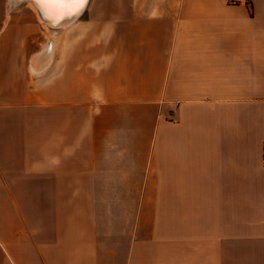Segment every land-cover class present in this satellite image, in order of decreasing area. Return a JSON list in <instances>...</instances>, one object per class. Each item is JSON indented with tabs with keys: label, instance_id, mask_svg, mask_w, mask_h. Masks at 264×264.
<instances>
[{
	"label": "crops",
	"instance_id": "crops-1",
	"mask_svg": "<svg viewBox=\"0 0 264 264\" xmlns=\"http://www.w3.org/2000/svg\"><path fill=\"white\" fill-rule=\"evenodd\" d=\"M263 146L264 0H0V264H264Z\"/></svg>",
	"mask_w": 264,
	"mask_h": 264
},
{
	"label": "bare ground",
	"instance_id": "bare-ground-1",
	"mask_svg": "<svg viewBox=\"0 0 264 264\" xmlns=\"http://www.w3.org/2000/svg\"><path fill=\"white\" fill-rule=\"evenodd\" d=\"M23 1H26L35 10L39 20L46 27L66 26L80 14L88 2L87 0V2L79 8L72 5L49 4L44 2V0H9V3L10 5H14Z\"/></svg>",
	"mask_w": 264,
	"mask_h": 264
},
{
	"label": "snow or ice",
	"instance_id": "snow-or-ice-1",
	"mask_svg": "<svg viewBox=\"0 0 264 264\" xmlns=\"http://www.w3.org/2000/svg\"><path fill=\"white\" fill-rule=\"evenodd\" d=\"M44 2L56 5H72L79 8L87 2V0H44Z\"/></svg>",
	"mask_w": 264,
	"mask_h": 264
},
{
	"label": "trees",
	"instance_id": "trees-1",
	"mask_svg": "<svg viewBox=\"0 0 264 264\" xmlns=\"http://www.w3.org/2000/svg\"><path fill=\"white\" fill-rule=\"evenodd\" d=\"M263 155H264V146H263Z\"/></svg>",
	"mask_w": 264,
	"mask_h": 264
},
{
	"label": "water",
	"instance_id": "water-1",
	"mask_svg": "<svg viewBox=\"0 0 264 264\" xmlns=\"http://www.w3.org/2000/svg\"><path fill=\"white\" fill-rule=\"evenodd\" d=\"M83 9H84V8H83ZM82 11H83V10H82ZM82 11H81V12H82ZM81 12H80V13H81ZM76 17H77V16H76Z\"/></svg>",
	"mask_w": 264,
	"mask_h": 264
}]
</instances>
